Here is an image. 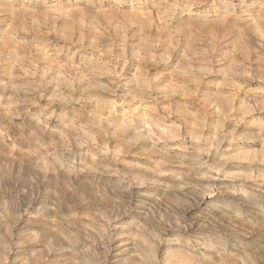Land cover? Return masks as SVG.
I'll return each instance as SVG.
<instances>
[{"label": "clouds", "instance_id": "obj_1", "mask_svg": "<svg viewBox=\"0 0 264 264\" xmlns=\"http://www.w3.org/2000/svg\"><path fill=\"white\" fill-rule=\"evenodd\" d=\"M0 264H264V0H0Z\"/></svg>", "mask_w": 264, "mask_h": 264}]
</instances>
